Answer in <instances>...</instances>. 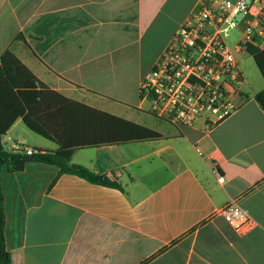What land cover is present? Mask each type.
<instances>
[{"label":"crops","instance_id":"obj_1","mask_svg":"<svg viewBox=\"0 0 264 264\" xmlns=\"http://www.w3.org/2000/svg\"><path fill=\"white\" fill-rule=\"evenodd\" d=\"M198 1L0 0V60L12 51L70 100L160 134L74 149L72 164L116 179L124 190L32 158L22 170L4 164V235L12 264H264V108L255 99L264 77L258 66L259 76L246 77L243 55L251 54H240V104L215 126L203 118L174 125L141 98L145 74ZM125 88H133L132 97ZM133 108L162 122L130 119ZM1 142L58 148L23 117ZM232 201L252 217L248 232L219 213Z\"/></svg>","mask_w":264,"mask_h":264},{"label":"built area","instance_id":"obj_2","mask_svg":"<svg viewBox=\"0 0 264 264\" xmlns=\"http://www.w3.org/2000/svg\"><path fill=\"white\" fill-rule=\"evenodd\" d=\"M263 38L264 0H199L145 74L142 100L155 116L177 126H191L202 118L207 126L219 124L242 99L240 54L249 45L261 48ZM23 152L33 155L39 149L24 147ZM214 174L224 182L218 169ZM219 213L241 233L253 226L252 217L235 201Z\"/></svg>","mask_w":264,"mask_h":264},{"label":"trees","instance_id":"obj_3","mask_svg":"<svg viewBox=\"0 0 264 264\" xmlns=\"http://www.w3.org/2000/svg\"><path fill=\"white\" fill-rule=\"evenodd\" d=\"M247 51L264 77V48L249 45ZM255 99L264 108V89ZM19 117H23L32 131L58 144L55 150L39 149L31 155L32 159L57 165L60 173H74L90 182L122 190L118 180L86 166L72 164L74 149L160 137L158 132L143 125L70 100L47 87L16 54L7 51L0 60V264H12L5 245L2 166L7 164L10 170H22L29 159L20 147L8 148L1 142L2 136Z\"/></svg>","mask_w":264,"mask_h":264},{"label":"rangeland","instance_id":"obj_4","mask_svg":"<svg viewBox=\"0 0 264 264\" xmlns=\"http://www.w3.org/2000/svg\"><path fill=\"white\" fill-rule=\"evenodd\" d=\"M235 34L236 32H233V36ZM243 58H244V61L242 63V67L244 69V73L246 77H248L249 79H253L254 77L256 78V76H259L257 72V65L254 59L252 58V56L246 53L245 56L243 55ZM132 92H133V88H125L124 90V94L126 96L127 95L131 96ZM136 96H137V93H136ZM136 99L137 101H139L138 97ZM132 110L134 111L135 115L136 114L140 115V117L135 116V115L133 116V114H129L128 116L131 117L130 119L141 121L142 123H146V124H151L152 122H162L160 119L150 115L149 113H144L142 111L137 110L136 108H133ZM27 143L32 145L33 142L27 141ZM18 147H20L21 149H24L23 144H18Z\"/></svg>","mask_w":264,"mask_h":264},{"label":"water","instance_id":"obj_5","mask_svg":"<svg viewBox=\"0 0 264 264\" xmlns=\"http://www.w3.org/2000/svg\"><path fill=\"white\" fill-rule=\"evenodd\" d=\"M25 157L31 158V155H26V154H25ZM72 168H75V167L72 166Z\"/></svg>","mask_w":264,"mask_h":264}]
</instances>
